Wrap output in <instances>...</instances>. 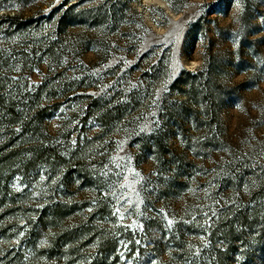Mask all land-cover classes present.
Segmentation results:
<instances>
[{
  "label": "rangeland",
  "instance_id": "374dc122",
  "mask_svg": "<svg viewBox=\"0 0 264 264\" xmlns=\"http://www.w3.org/2000/svg\"><path fill=\"white\" fill-rule=\"evenodd\" d=\"M0 264H264V0H0Z\"/></svg>",
  "mask_w": 264,
  "mask_h": 264
}]
</instances>
